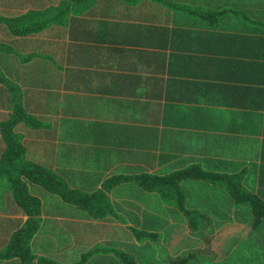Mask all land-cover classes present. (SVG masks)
Listing matches in <instances>:
<instances>
[{
    "label": "crops",
    "instance_id": "1",
    "mask_svg": "<svg viewBox=\"0 0 264 264\" xmlns=\"http://www.w3.org/2000/svg\"><path fill=\"white\" fill-rule=\"evenodd\" d=\"M0 74V254L28 220L16 180L41 202L29 246L53 264H123L110 250L143 246L131 215L166 220L129 183L108 193L124 222L91 218L36 184L33 165L83 191L196 166L264 205V0H0ZM182 185L189 207L218 199L210 183ZM223 192L217 221L241 232L253 213Z\"/></svg>",
    "mask_w": 264,
    "mask_h": 264
},
{
    "label": "trees",
    "instance_id": "2",
    "mask_svg": "<svg viewBox=\"0 0 264 264\" xmlns=\"http://www.w3.org/2000/svg\"><path fill=\"white\" fill-rule=\"evenodd\" d=\"M36 25L37 24L23 23L18 26V29L21 28L24 30L22 32L25 34L32 31V29H35ZM0 81L5 82L1 74ZM30 174H32V179L36 184H39L51 194L59 196L66 203L77 206L91 218L104 219L112 216L117 220L120 219L121 222H124V220L116 214L110 203L108 193L120 184H132L131 188H139L148 201L155 200L162 202L166 207L164 206L163 208V206H161V209H174L178 211L186 220V224H188L193 236H200L204 230L212 233L215 224L213 218L204 213L205 209L203 210L198 207L188 206V194L182 183L185 181H202L210 183L213 186L211 195L213 198L218 199H215L216 201L210 200L209 203L215 211L216 203L222 201L223 189L225 191L223 193L232 197L225 199L227 205L241 202L238 205L236 204V207H243L244 210L250 209L252 211L254 222H246L244 223L245 226L250 224L252 232H255L256 229L258 230L259 225L264 226V205L258 203L257 200L253 199L248 194V192L241 189L240 185L234 182V178L231 176H222V174L217 173H207L196 166L159 176L141 174L111 177L103 183L100 189L93 191L73 189L63 180L62 177L55 174V172L41 168L37 165L32 166ZM14 182H16L19 187L16 191L18 194L16 199L19 206L28 215V220L26 224L13 235L6 250L0 254V260L17 258L20 264H53L52 261L45 258H37L29 246L34 235L38 233L42 227V220L40 218L41 202L37 198L28 195L27 192L22 189L20 182H17V180ZM219 209L222 210V208ZM133 233L140 244L145 242L148 245L147 248H149L152 255L150 256V259L154 261L160 262L157 259V253L163 260V264H205L213 260L208 254L209 248H205V250H191L185 254H180L177 257L165 258V254H163L164 250L155 243V238L158 235L157 233H150L144 230H133ZM150 248H153V250ZM101 251L102 249L100 246L95 247L83 257V262L101 254ZM110 251L123 264H148V262H142L145 257L136 261L135 256L123 251Z\"/></svg>",
    "mask_w": 264,
    "mask_h": 264
},
{
    "label": "rangeland",
    "instance_id": "3",
    "mask_svg": "<svg viewBox=\"0 0 264 264\" xmlns=\"http://www.w3.org/2000/svg\"><path fill=\"white\" fill-rule=\"evenodd\" d=\"M146 209L150 211V208ZM203 209H205L204 213L213 218L215 224L212 233L204 230L200 236H193L188 224L176 219L178 217L175 212L166 215L163 210L157 209L156 213L158 215H164L167 221L160 216V221L162 222L157 224L153 223L152 225H147L142 222L145 220V217L143 219L139 218L142 221H135L134 219H136V217L133 214L131 215V220L126 215L125 218L129 219L131 222L130 227L132 235L134 234L132 232L133 230L147 229L151 232L157 230L158 235L155 238V243L164 250L163 254H165V258L177 257L191 250H205V248H209L208 254L213 260L205 264H264V229L252 232L249 224L241 229L242 231L240 232V229H236V225L239 224L217 221L219 217L222 218L216 214L219 208H216V212L213 207H203ZM132 211V213L139 214L134 208ZM217 215L219 217H217ZM139 216H141V214H139ZM142 225L148 228L143 229ZM142 245L143 246L138 249L136 248L137 246H131L130 248L132 252L130 255L135 256L136 261L145 257L142 261L143 263L163 264L161 258L160 262L150 259L152 255L149 248H147L148 245L145 242H143ZM150 249L153 250V248Z\"/></svg>",
    "mask_w": 264,
    "mask_h": 264
}]
</instances>
